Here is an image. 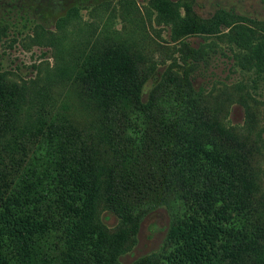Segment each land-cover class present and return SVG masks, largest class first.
<instances>
[{"label":"trees","instance_id":"16d2710c","mask_svg":"<svg viewBox=\"0 0 264 264\" xmlns=\"http://www.w3.org/2000/svg\"><path fill=\"white\" fill-rule=\"evenodd\" d=\"M90 15L50 31L56 61L43 77L0 71V264H264L252 105L264 19L234 7L203 17L194 0L104 2ZM150 27L167 28L168 45ZM236 104L244 124L229 120ZM159 209L162 245L123 262Z\"/></svg>","mask_w":264,"mask_h":264},{"label":"rangeland","instance_id":"374dc122","mask_svg":"<svg viewBox=\"0 0 264 264\" xmlns=\"http://www.w3.org/2000/svg\"><path fill=\"white\" fill-rule=\"evenodd\" d=\"M118 0H0V71H8L17 79L31 80L36 76L43 77L54 65L57 50L50 46V39L54 42V35L50 31H57L60 20L72 14V22L91 19V9L104 2L116 3ZM143 6L147 0H136ZM195 10L203 17L210 16L222 7H234L236 10L264 19V3L262 0H194ZM69 23V24H70ZM112 26L129 31L131 25L121 18L113 19ZM65 24H62L64 26ZM88 30V29H84ZM86 32H84L85 35ZM152 36L164 45L169 32L162 28L161 37H157L150 27ZM83 35V34H82ZM135 37L139 38L138 34ZM191 41L198 43L199 37H192ZM72 44L65 41L61 46ZM217 76L226 77L227 73L216 70ZM229 79H238V73H229ZM154 76L146 85L148 90L156 81ZM258 94V95H257ZM257 101H252L257 122V129L263 131L264 138V86L254 92ZM229 120L233 124H244L245 111L239 104L234 105ZM264 150V147H263ZM264 167V155H263ZM102 218L109 226L118 222V217L109 211L102 213ZM170 218L165 209L150 213L141 223L136 242L122 257L123 262L129 263L139 256L157 250L163 243L168 231Z\"/></svg>","mask_w":264,"mask_h":264}]
</instances>
